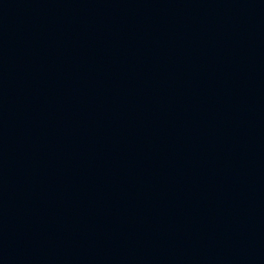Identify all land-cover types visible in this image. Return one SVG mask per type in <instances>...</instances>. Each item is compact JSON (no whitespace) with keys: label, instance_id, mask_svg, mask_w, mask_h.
Returning <instances> with one entry per match:
<instances>
[{"label":"water","instance_id":"1","mask_svg":"<svg viewBox=\"0 0 264 264\" xmlns=\"http://www.w3.org/2000/svg\"><path fill=\"white\" fill-rule=\"evenodd\" d=\"M0 264H264V0H0Z\"/></svg>","mask_w":264,"mask_h":264}]
</instances>
